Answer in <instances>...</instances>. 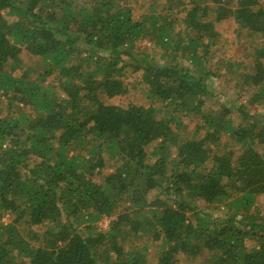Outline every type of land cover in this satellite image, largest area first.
Listing matches in <instances>:
<instances>
[{
  "label": "trees",
  "instance_id": "obj_1",
  "mask_svg": "<svg viewBox=\"0 0 264 264\" xmlns=\"http://www.w3.org/2000/svg\"><path fill=\"white\" fill-rule=\"evenodd\" d=\"M0 264H264V0H0Z\"/></svg>",
  "mask_w": 264,
  "mask_h": 264
},
{
  "label": "rangeland",
  "instance_id": "obj_2",
  "mask_svg": "<svg viewBox=\"0 0 264 264\" xmlns=\"http://www.w3.org/2000/svg\"><path fill=\"white\" fill-rule=\"evenodd\" d=\"M109 222H110V218H104V219L102 220V222L100 223L101 228L104 229V228L109 224Z\"/></svg>",
  "mask_w": 264,
  "mask_h": 264
}]
</instances>
